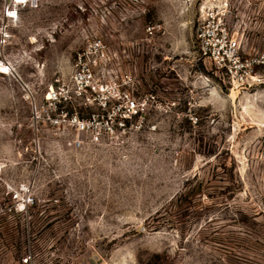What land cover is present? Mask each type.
I'll list each match as a JSON object with an SVG mask.
<instances>
[{
	"label": "rangeland",
	"instance_id": "374dc122",
	"mask_svg": "<svg viewBox=\"0 0 264 264\" xmlns=\"http://www.w3.org/2000/svg\"><path fill=\"white\" fill-rule=\"evenodd\" d=\"M7 3L0 264H264V0H30L15 19ZM204 10L226 21L255 81L198 59ZM82 52L110 97L106 119L127 97L140 112L122 134L75 146L32 104L52 83L73 89Z\"/></svg>",
	"mask_w": 264,
	"mask_h": 264
},
{
	"label": "built area",
	"instance_id": "2783aa9c",
	"mask_svg": "<svg viewBox=\"0 0 264 264\" xmlns=\"http://www.w3.org/2000/svg\"><path fill=\"white\" fill-rule=\"evenodd\" d=\"M29 1L8 0L5 16L10 19L17 18L20 8ZM7 33V29L1 30V41L6 40ZM196 40L198 59L205 64L209 63L211 69L226 73L232 80L246 82L251 78L255 81V76H252L254 62L250 59H242L238 38L229 31L224 19L217 21V14L214 10L202 12V21L197 29ZM101 45V43H96L91 48L98 49ZM85 56L86 53L82 52L77 58L76 69L72 77L73 89H69L66 84L52 83L44 97L32 104L35 121L40 120L44 124L58 126L59 130L63 127L66 130L63 133L71 135L72 140H69V143L75 146L84 145L86 139H89L90 143H100L114 135L122 134L129 127L127 121L140 112L138 100L127 97V100L125 99L127 106L120 110L122 118L113 123L106 119L110 97L104 89V84L98 82L95 63L87 61ZM0 61L9 67L8 61L1 57ZM114 92L118 93L121 98L125 97L120 89L114 88ZM78 98L82 99L85 105H97V111L81 116L75 107L72 110L61 107L63 104L69 105ZM26 198L27 202L31 201L29 195Z\"/></svg>",
	"mask_w": 264,
	"mask_h": 264
},
{
	"label": "bare ground",
	"instance_id": "6f19581e",
	"mask_svg": "<svg viewBox=\"0 0 264 264\" xmlns=\"http://www.w3.org/2000/svg\"><path fill=\"white\" fill-rule=\"evenodd\" d=\"M1 62V61H0ZM3 63V62H2Z\"/></svg>",
	"mask_w": 264,
	"mask_h": 264
}]
</instances>
